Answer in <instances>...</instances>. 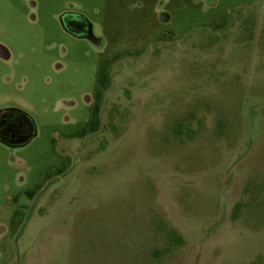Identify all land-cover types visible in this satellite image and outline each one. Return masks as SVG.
Here are the masks:
<instances>
[{
  "label": "rangeland",
  "instance_id": "rangeland-1",
  "mask_svg": "<svg viewBox=\"0 0 264 264\" xmlns=\"http://www.w3.org/2000/svg\"><path fill=\"white\" fill-rule=\"evenodd\" d=\"M36 1L32 22L0 0V107L37 130L0 143V264H264V0H166L167 24L158 0ZM68 4L100 50L60 29Z\"/></svg>",
  "mask_w": 264,
  "mask_h": 264
},
{
  "label": "flooded vegetation",
  "instance_id": "flooded-vegetation-1",
  "mask_svg": "<svg viewBox=\"0 0 264 264\" xmlns=\"http://www.w3.org/2000/svg\"><path fill=\"white\" fill-rule=\"evenodd\" d=\"M213 0H202L203 8L210 9L216 6ZM166 0H158V5L155 6V15L163 24H167L171 20V16L166 9ZM27 14L30 21L37 19L38 3L36 0H27ZM98 8H93V13H97ZM56 20L60 29L69 37L77 40H85L90 44L96 46L98 50L106 44V37L99 32V23L95 18L87 13L81 6L68 4L63 6L56 13ZM12 57L11 49L0 40V61L9 62ZM56 68L62 67L57 63ZM111 64L108 59L102 58L100 67L96 75L97 89L93 92L94 101L90 104V117L85 124V134H96L99 130L100 110L103 100V93L111 83ZM10 78L7 76L6 80ZM90 95H85V101L89 105L88 99ZM66 121L69 118L66 117ZM37 130L32 117L14 107H0V143L12 148L19 149L27 145L35 136ZM74 137V135H71ZM66 153V150H65ZM77 156L76 154L74 155ZM74 157V158H75ZM71 155H65L64 164H70L72 161ZM68 167H59L57 169V176H62ZM45 179H50V171L45 175ZM25 196L32 197V191H26Z\"/></svg>",
  "mask_w": 264,
  "mask_h": 264
}]
</instances>
